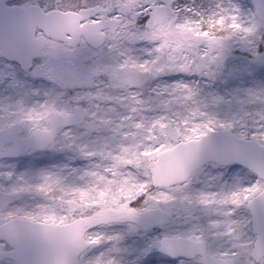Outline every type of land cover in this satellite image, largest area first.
<instances>
[{"label": "snow or ice", "instance_id": "obj_1", "mask_svg": "<svg viewBox=\"0 0 264 264\" xmlns=\"http://www.w3.org/2000/svg\"><path fill=\"white\" fill-rule=\"evenodd\" d=\"M0 264H264V0H0Z\"/></svg>", "mask_w": 264, "mask_h": 264}]
</instances>
